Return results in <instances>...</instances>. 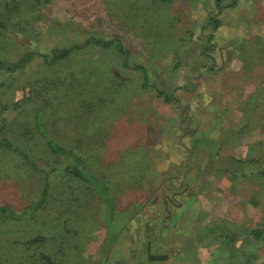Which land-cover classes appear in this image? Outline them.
Listing matches in <instances>:
<instances>
[{"label":"rangeland","instance_id":"1","mask_svg":"<svg viewBox=\"0 0 264 264\" xmlns=\"http://www.w3.org/2000/svg\"><path fill=\"white\" fill-rule=\"evenodd\" d=\"M229 3L0 0L7 31L0 58L48 53L90 36L126 51L91 45L52 69L33 59L0 90V102H21L22 121L33 104L46 103L56 137L80 143L77 152L109 191L60 175L32 213L42 175L0 158V204L28 211L0 221L7 264H43L40 251L54 264H264V244H248L250 231L264 225V0ZM57 75L84 85L85 108L63 104L62 92L39 90ZM12 76L0 71V81ZM16 113L2 116L10 121ZM34 235L48 239L14 251ZM148 251L167 258L150 260Z\"/></svg>","mask_w":264,"mask_h":264},{"label":"trees","instance_id":"2","mask_svg":"<svg viewBox=\"0 0 264 264\" xmlns=\"http://www.w3.org/2000/svg\"><path fill=\"white\" fill-rule=\"evenodd\" d=\"M235 4L236 0H231V3H229L228 6L232 7ZM216 6L220 8L219 1H216ZM218 14L219 13H217V15ZM209 23L214 31L217 30L221 24L220 20L216 17L210 18ZM6 32L4 23L0 21V38H4ZM211 38L212 35L208 37L209 40ZM91 45L99 48H110L113 46L120 54L126 55V51H124L120 42L100 38L97 39L90 36L80 44L73 43L64 48H53L48 53L25 51L14 61L0 58V71L4 72V75L9 74L12 76L22 71L33 59H40L43 65L49 66V69H52L50 67L56 68V66H59L63 61L69 59L72 54H76ZM135 68L141 69L140 66H136ZM54 78H56L55 81L46 80L47 82L45 81V83L40 85L39 90H42L45 94L50 91L55 95L62 92L61 95L67 99V101L63 104H67L68 106H73L72 104H79L85 108L84 106L89 104V101L84 98V85L78 81L77 77H71L70 80L67 75H57V77L55 76ZM11 79H13V76ZM13 82L14 79L8 82L1 80L0 90H7V87L12 86ZM57 87H59L61 91H57ZM18 90L22 93L23 97L26 96L25 89L23 87H18ZM75 90L79 92L75 98L81 95L82 99L80 102L74 100L75 98L72 93L75 92ZM71 95L72 98H69ZM158 95L163 96L165 102H170L172 100V97L164 93L158 92ZM57 101L58 102L55 103V108L63 102L60 99H57ZM20 103V101L0 102V158L5 157L4 160L6 159V161L11 159L15 168H25L30 174L42 175L43 185L39 198L37 201L32 203V205H30L32 213L40 207H43L49 197L52 196V180L60 175L66 179H76L85 183L91 186L92 189L94 191L96 190L98 193L103 192L108 194L109 191L105 185H103L102 179L98 178V173L91 169L92 166L88 162L86 153H84V151L77 152L76 148L82 149L80 143L75 147L73 141L62 137H56V135L58 136L59 131L49 119L53 114H51L50 111L47 112L46 103H41L39 105L33 104L31 107V114L28 116L29 119L26 121H22L25 113L20 112ZM83 108H81V110H83ZM8 109H12L17 112V117H13L10 121H7L2 116V113L6 112ZM6 161H4L3 164H5ZM42 161L46 162L45 165L41 164ZM243 162L253 163L254 160ZM27 213V210L16 212L10 206L0 204V221L9 219L13 221L21 220L28 216ZM249 238L248 244L250 246H255L257 243L264 244V225L260 229L257 228L251 230ZM47 239L48 238L43 235L31 236L22 242H16L15 245L18 247L14 249V251L17 252L28 247H36L37 245L45 243ZM36 255L38 260H40L43 264H54L53 260L43 251L38 252ZM0 264H7V257L2 254L1 251Z\"/></svg>","mask_w":264,"mask_h":264},{"label":"water","instance_id":"3","mask_svg":"<svg viewBox=\"0 0 264 264\" xmlns=\"http://www.w3.org/2000/svg\"><path fill=\"white\" fill-rule=\"evenodd\" d=\"M147 255H148V259L150 260H163L167 258L166 255H150L149 251L147 252Z\"/></svg>","mask_w":264,"mask_h":264}]
</instances>
